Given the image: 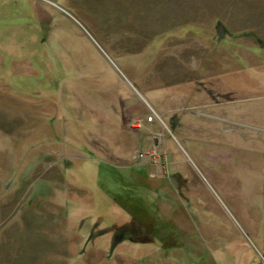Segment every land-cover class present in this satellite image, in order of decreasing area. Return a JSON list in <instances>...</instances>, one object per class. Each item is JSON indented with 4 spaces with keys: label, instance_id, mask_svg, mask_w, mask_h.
Masks as SVG:
<instances>
[{
    "label": "rangeland",
    "instance_id": "rangeland-1",
    "mask_svg": "<svg viewBox=\"0 0 264 264\" xmlns=\"http://www.w3.org/2000/svg\"><path fill=\"white\" fill-rule=\"evenodd\" d=\"M150 246L264 264V0H0V264Z\"/></svg>",
    "mask_w": 264,
    "mask_h": 264
},
{
    "label": "crops",
    "instance_id": "crops-1",
    "mask_svg": "<svg viewBox=\"0 0 264 264\" xmlns=\"http://www.w3.org/2000/svg\"><path fill=\"white\" fill-rule=\"evenodd\" d=\"M141 246V245H139ZM136 250H141L139 256L135 260L139 264H206L203 258L194 257L190 254V249L188 252L184 251V247L180 246L178 249L171 248L166 249L161 246H150L145 249L140 247L135 248ZM191 256V257H190ZM215 260L217 259L214 255ZM217 261V260H216ZM120 264H128L127 262L120 261ZM211 264V263H210ZM214 264V263H213Z\"/></svg>",
    "mask_w": 264,
    "mask_h": 264
}]
</instances>
